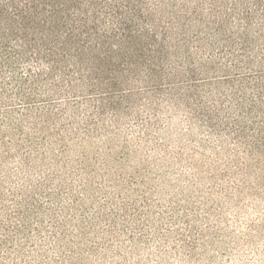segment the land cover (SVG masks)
<instances>
[{
	"label": "rangeland",
	"instance_id": "1",
	"mask_svg": "<svg viewBox=\"0 0 264 264\" xmlns=\"http://www.w3.org/2000/svg\"><path fill=\"white\" fill-rule=\"evenodd\" d=\"M199 2L230 26L240 5L253 9L252 0L190 1ZM203 64L178 90L134 83L114 111L81 99L75 115L8 139L0 240L15 244L10 256L0 249V264H264L254 79L239 81L230 63Z\"/></svg>",
	"mask_w": 264,
	"mask_h": 264
},
{
	"label": "trees",
	"instance_id": "2",
	"mask_svg": "<svg viewBox=\"0 0 264 264\" xmlns=\"http://www.w3.org/2000/svg\"><path fill=\"white\" fill-rule=\"evenodd\" d=\"M190 1L0 0V161L11 158L8 139L75 115L81 99L114 111L134 83L175 91L196 64L230 63L239 81L254 79L249 112L264 114V0L239 4L234 26ZM14 244L4 238L0 249L10 256Z\"/></svg>",
	"mask_w": 264,
	"mask_h": 264
}]
</instances>
